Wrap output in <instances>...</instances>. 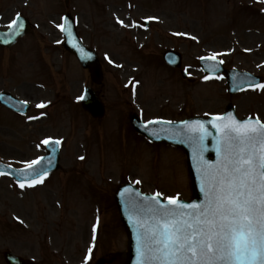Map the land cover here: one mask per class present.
Masks as SVG:
<instances>
[{"label":"rangeland","instance_id":"374dc122","mask_svg":"<svg viewBox=\"0 0 264 264\" xmlns=\"http://www.w3.org/2000/svg\"><path fill=\"white\" fill-rule=\"evenodd\" d=\"M6 2L10 11H5L4 4L0 9L4 21L10 20L14 13H21L36 25L17 46L1 53L0 91L9 90L31 104L54 99L57 111L52 106L48 115L59 114L61 118L54 125L55 129L50 130L42 127L41 121L32 119L36 114L34 110L28 117L15 119L0 109V163L23 168L26 161L44 155L42 141L45 137L63 139V144L59 155L61 172L48 177L44 189L21 191L12 181L0 179V264L5 263L1 254L6 250L35 264H94L97 258L109 259L111 255L116 258L115 264H122L127 239L114 202L117 186L131 182L143 193L159 192L163 198L180 196L186 200L191 195L178 154L137 137L129 127V113L142 114L144 120H178L189 114L222 113L231 102L238 116L256 113L264 121V89L229 98L222 82L199 83L196 79V84L188 85V82L187 86L173 88L176 95L171 88L144 86L132 96L123 88L119 71L108 68L102 90L106 115L104 120L94 123L74 99L80 96L81 86L88 78L62 46L51 47L53 42L62 39L52 22L57 24L58 17L67 12L76 16L78 34L89 48L96 47L101 55L107 53L102 44L103 36L108 32L122 36L113 21L116 16L105 15L104 7L112 5V11L121 12L117 13L119 17L127 13L136 15V12L129 13L124 8L127 0H69L67 9L64 0ZM154 5L159 14L164 10L166 16H174L178 30L190 35V41L177 43L183 65H196L199 56L220 50L232 51V55L225 58L227 67L255 72V66L264 62L262 5L252 0H229L225 4L222 0H159ZM55 15H59L57 19ZM223 22L228 24L226 28L221 27ZM157 33L165 38L162 29L158 28ZM209 40L215 44L207 47L205 43ZM38 43L42 44L40 50H37ZM172 44L175 43L167 40L162 48ZM131 49L155 59L160 52L156 53L150 46L138 50L135 43ZM131 49H126L125 54L130 55ZM246 49L252 50L251 54L241 53ZM123 50L117 47L114 54H121L119 51ZM110 56L112 59V54ZM192 74L195 77L196 73ZM152 75L151 70L147 71L145 80ZM77 82L78 92L75 94L73 89L71 97L64 96L65 88L74 87ZM39 83L45 86L43 92L36 87ZM179 109L183 111L178 112ZM47 123L42 120V124ZM77 157L83 160L78 161ZM45 190L48 195L44 197ZM96 218L100 220V227L95 243ZM91 247L94 250L90 252Z\"/></svg>","mask_w":264,"mask_h":264},{"label":"snow or ice","instance_id":"6c2138e0","mask_svg":"<svg viewBox=\"0 0 264 264\" xmlns=\"http://www.w3.org/2000/svg\"><path fill=\"white\" fill-rule=\"evenodd\" d=\"M64 20L57 27L71 37V26ZM118 22L124 24L122 20ZM18 24L17 17L8 25L13 31L5 36L19 35ZM217 55L201 59L215 61ZM253 87L264 89V84ZM37 107L46 104L41 102ZM183 123L198 158L204 199L200 203H185L177 197L162 201L159 192L151 197L136 193L146 202H134L137 214L129 217L137 229V264H264V123L258 118L241 121L231 113L213 116L208 123L216 130L215 161L204 159L205 141L211 135L205 124ZM42 143L51 147L61 141L47 138ZM44 160L37 157L25 162L20 175L35 179L19 181L20 188L44 182L47 176Z\"/></svg>","mask_w":264,"mask_h":264},{"label":"water","instance_id":"95a60500","mask_svg":"<svg viewBox=\"0 0 264 264\" xmlns=\"http://www.w3.org/2000/svg\"><path fill=\"white\" fill-rule=\"evenodd\" d=\"M83 52L79 50V55L83 56ZM171 58V57H170ZM92 59V57H90ZM81 60V59H80ZM82 64L84 66L87 65H94L95 63L92 60H88L86 57L82 58ZM229 79V92H233L236 87L241 88L243 86H247L249 82H247V78L245 75L232 73L228 77ZM1 102L10 106L13 109L19 110L18 103L15 102L13 99L8 98L7 95H4L0 98ZM83 107L91 112V114L95 117H99L102 114V107L98 100H96L90 93L86 95V99L83 101ZM229 113H231L229 111ZM232 114V113H231ZM134 120V119H133ZM212 120V119H211ZM192 121H202L205 126L208 128L209 133L211 135L206 139L205 144L207 146V150L204 152V159H209L208 157L212 156L213 160H216V152L214 150V138L216 136V130L212 128L211 124L208 122L210 120H199L198 118ZM189 121V122H192ZM215 121H213L214 123ZM133 127L135 131L138 133L145 135L151 141L155 142H165L170 143L175 146H179L182 148L187 156V166L192 178L193 188L195 191V198L191 203H200L204 199L203 192L201 191V177L198 171V158L193 152V148L190 142L187 139V135L185 134V126L184 123L180 124H168V123H159V124H147L141 125L139 120L135 119L133 121ZM56 150L53 149L50 151V155L46 158L48 160H52L53 156L55 157ZM45 159V160H46ZM7 172V171H6ZM12 177L16 180H24L25 178L20 176L17 172H10ZM30 178V176H27ZM127 190V191H125ZM136 193H138L133 187L130 185H125L118 190L116 193V204L119 208V212L121 215L122 223L126 229L128 236L127 242V260L125 264H137V229L134 226L132 220H130V216H135L137 213L133 208V203H146L141 200V197H137ZM151 197V196H147ZM5 262L7 264H28L25 261L14 257L11 253L5 252L3 254Z\"/></svg>","mask_w":264,"mask_h":264}]
</instances>
